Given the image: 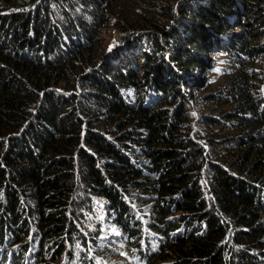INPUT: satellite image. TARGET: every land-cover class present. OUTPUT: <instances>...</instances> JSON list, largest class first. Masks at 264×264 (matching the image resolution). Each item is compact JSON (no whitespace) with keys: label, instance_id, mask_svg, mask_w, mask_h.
Here are the masks:
<instances>
[{"label":"trees","instance_id":"16d2710c","mask_svg":"<svg viewBox=\"0 0 264 264\" xmlns=\"http://www.w3.org/2000/svg\"><path fill=\"white\" fill-rule=\"evenodd\" d=\"M117 1L0 0V247L104 264L118 225L143 264H264V0Z\"/></svg>","mask_w":264,"mask_h":264},{"label":"rangeland","instance_id":"374dc122","mask_svg":"<svg viewBox=\"0 0 264 264\" xmlns=\"http://www.w3.org/2000/svg\"><path fill=\"white\" fill-rule=\"evenodd\" d=\"M184 1V0H182ZM137 4L134 0H118L117 3L113 6L114 11L121 10L122 12H130L133 8H135ZM179 14V11H177ZM180 18V15H179ZM123 37L122 32L116 26L109 27L105 29L100 35V40L104 43V48L106 49L108 54H112L114 50L120 49V39ZM229 46V42L227 43ZM226 44V45H227ZM219 64H225L226 61H219ZM215 74H218L216 71H212ZM210 73V76L213 77V73ZM199 75V73H197ZM203 81H207L206 77H201ZM221 78H217V80H213L211 83L214 87ZM142 192H138L136 197L133 199L137 202L144 210L145 214H152V207L147 204L148 200L145 194H141L143 197H138ZM135 207V206H134ZM183 214H175L170 216V218H180ZM136 222L137 219H134ZM125 233L118 226L106 225L103 230V236L101 241L103 243H110V250L107 252V263L108 264H138L135 258H131L129 255L131 251L125 245ZM70 247H68L69 249ZM68 249H65L61 254V258L59 261L50 262L49 264H69V260L67 258ZM57 247H50L46 244L43 245V253L52 254L56 252ZM175 260H171L169 264H174ZM40 264V262H38Z\"/></svg>","mask_w":264,"mask_h":264},{"label":"clouds","instance_id":"9594fccd","mask_svg":"<svg viewBox=\"0 0 264 264\" xmlns=\"http://www.w3.org/2000/svg\"><path fill=\"white\" fill-rule=\"evenodd\" d=\"M182 0H179L178 1V3H177V7L179 6V4H180V2H181ZM177 10H178V8H177ZM219 62V61H218ZM133 201V200H132ZM132 201H130V202H132ZM129 202V203H130ZM130 205L131 206H129L130 208H131V210L133 211V214H134V216L136 217V213L137 214H140V215H142L143 214V212H144V210H143V208L137 203V202H135L134 201V203H130ZM135 206V207H134ZM137 206V207H136ZM135 210V211H134ZM144 214H145V212H144ZM147 215H149V216H152V214H147ZM144 219H141V221H143ZM145 225H146V227H145V241L143 242V248L144 249H147V247H146V244L144 245V243L145 242H147L148 243V245L150 246V249H147L146 251H145V255H146V263H148V262H150V261H153V260H155V258L158 256V250L161 248L159 245H156L155 243H153L154 242V239H156V240H160L161 242H164V240L161 238V237H159V236H157V235H155V234H153L152 232H150L149 231V229H148V225L149 224H147V223H144ZM113 226H118V225H113ZM119 227V226H118ZM120 228V227H119ZM122 230V229H121ZM123 232H124V230H122ZM176 234V233H175ZM172 235V234H171ZM125 237H126V239H127V236L125 235ZM172 239H173V235H172ZM126 241V240H125ZM71 250H69V252H70ZM5 259L6 260H8L9 261V259L7 258V257H5ZM91 260H93V262H95V263H97L98 264V262L96 261V259L94 258V257H91L90 258ZM135 260H136V262L138 263V264H143V262L142 263H140L139 262V260H138V257L136 256L135 257ZM104 264H108V263H106V262H103ZM160 264H169V262H167V263H160Z\"/></svg>","mask_w":264,"mask_h":264}]
</instances>
